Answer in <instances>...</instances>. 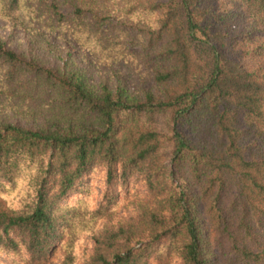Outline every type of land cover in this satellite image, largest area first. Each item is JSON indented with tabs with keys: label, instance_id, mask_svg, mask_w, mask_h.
I'll return each instance as SVG.
<instances>
[{
	"label": "trees",
	"instance_id": "trees-1",
	"mask_svg": "<svg viewBox=\"0 0 264 264\" xmlns=\"http://www.w3.org/2000/svg\"><path fill=\"white\" fill-rule=\"evenodd\" d=\"M0 252L264 264V0H0Z\"/></svg>",
	"mask_w": 264,
	"mask_h": 264
},
{
	"label": "rangeland",
	"instance_id": "rangeland-1",
	"mask_svg": "<svg viewBox=\"0 0 264 264\" xmlns=\"http://www.w3.org/2000/svg\"><path fill=\"white\" fill-rule=\"evenodd\" d=\"M94 185L93 188V193L91 195L93 205L96 206L98 205V200L101 197V192H102V187L104 185V177L101 173H97L94 176V181L92 182ZM89 243V238H85L83 242L81 243L82 246H85L86 244ZM12 257H14L13 254H6L0 252V264H12ZM60 261V258H57L54 260V263H58Z\"/></svg>",
	"mask_w": 264,
	"mask_h": 264
}]
</instances>
